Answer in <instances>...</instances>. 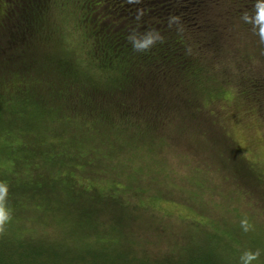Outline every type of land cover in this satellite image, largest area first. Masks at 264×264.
<instances>
[{
    "label": "trees",
    "instance_id": "trees-1",
    "mask_svg": "<svg viewBox=\"0 0 264 264\" xmlns=\"http://www.w3.org/2000/svg\"><path fill=\"white\" fill-rule=\"evenodd\" d=\"M258 2L0 0V155L8 163L5 171L0 168V182L7 183L4 203L10 211L0 225V239H10H2L8 250L22 253L34 244L29 236H36L35 242L48 249L46 258L53 259L47 264L77 260L69 254L76 244L60 228L63 206L77 201L76 186H64L59 176L48 186L54 191H45L37 182L39 171L48 177L68 169L66 159L84 163L74 171L108 184L106 191L93 185L97 188L89 204L112 213L98 193L109 195L122 182L115 170L132 164L123 183L138 187L135 205L140 206L146 199L142 194H149L142 189L148 180L144 172L131 170L133 157L144 155L162 164L160 150L182 135L211 145L228 166V159L236 158L240 166L233 162L225 173L219 167L220 176L241 200L251 198L243 189L257 187L260 197L248 203L264 209V185L255 181L227 135L233 118L248 129L264 120V40L253 23ZM148 33L156 36L153 43L134 48L129 37ZM246 172L250 177L244 181ZM201 181L207 187V179ZM38 201L40 209L35 208ZM31 202L33 209L23 206ZM108 204L129 208L119 201ZM32 210L56 218L27 224ZM46 220L57 224L62 240ZM34 223L45 232L31 229ZM209 242L212 248L200 264L238 263L235 244ZM0 264L14 263L0 259ZM27 264H37L36 259Z\"/></svg>",
    "mask_w": 264,
    "mask_h": 264
},
{
    "label": "rangeland",
    "instance_id": "rangeland-1",
    "mask_svg": "<svg viewBox=\"0 0 264 264\" xmlns=\"http://www.w3.org/2000/svg\"><path fill=\"white\" fill-rule=\"evenodd\" d=\"M54 48L56 52L62 50L59 43H56ZM228 132L227 135L231 136L233 145L241 153L247 170L258 184L264 185V120L252 122L248 129L246 125L233 118ZM170 141L171 147L160 150L164 161L162 164H153L152 160L144 155L133 157L134 166L131 170L138 169L144 172V177L148 180L142 189L149 191V194H142L146 199L140 206L135 205L138 187L123 183L125 178L132 174L127 169L132 164L115 170V178L122 182L114 184L109 195L98 193L99 201L106 204L112 213H106L99 204L98 208L89 204V199H92L91 190L97 188L93 185L97 184L100 189L106 191L108 184L93 176L88 177L86 174L83 176L74 171L81 168L84 163L66 159L68 161H64L70 167L60 174L50 173L48 177L39 171L37 182L45 191H54L48 186L50 184L54 186L60 179L59 176L62 177L61 182L64 186L68 188L76 186L74 196L77 201L63 206L66 210L63 212L61 218L63 223L60 227L68 231V240L76 244L74 246L76 248L69 253L77 258V263L72 261V264H150L149 262L200 264L201 256H207L205 250L212 248L209 238L226 246L227 243L235 244L240 254L237 264L242 263L240 257L245 251L257 250L259 255L250 264H264V209L261 208L262 204L259 207L248 203L256 201L255 198H259L261 192L257 187L248 191L242 183L244 187H241L245 188L244 195L250 192L251 198L246 196L241 200V195L238 192H231L233 187L225 183L223 175L220 176L217 170L222 167V172L225 173L229 166L233 167V162L239 167L236 158L235 161L228 159V166L226 160L216 158V151L211 145L193 143L186 135ZM15 144L20 145V142ZM2 156L1 154L0 168L5 171L8 163L7 166L4 165ZM9 165L14 167L12 161ZM37 167H40V164ZM110 170L113 169L110 167ZM173 172L176 173L170 175ZM156 173L157 176L154 175ZM250 173L246 172V176L244 174V181L250 177ZM133 174L137 177L135 173ZM203 177L207 179V187L202 184ZM150 196L159 200L154 199L153 202L147 198ZM113 201H119L129 208L124 207L123 210L120 204L119 206L108 204ZM23 206L31 210L34 203ZM42 207L40 201L35 203V208ZM31 212L27 214V224L35 218H56L54 215L50 216V213L44 216L35 210ZM117 212L123 214L120 216ZM92 218H97V221H93ZM46 221L52 226L51 229H54V236L62 240L58 238L60 235L57 224ZM34 224L35 228L31 229H35L39 234L45 232L42 226ZM46 231L52 232L50 229ZM35 237L29 236L34 244L26 245L27 251H21L22 253L8 250L9 245L4 241L8 243L10 239L1 237L4 241L0 239V259L14 264H27L30 259L32 262L36 259L37 264L53 262V259L46 258L49 256L48 249H43L44 246L35 242ZM139 260L141 262H138Z\"/></svg>",
    "mask_w": 264,
    "mask_h": 264
},
{
    "label": "clouds",
    "instance_id": "clouds-1",
    "mask_svg": "<svg viewBox=\"0 0 264 264\" xmlns=\"http://www.w3.org/2000/svg\"><path fill=\"white\" fill-rule=\"evenodd\" d=\"M256 7H257V12L253 19V23L259 25V35L261 40H264V0H259ZM244 19L248 20L249 18L245 16ZM155 38L156 36L152 33L145 34L140 38H137L136 36L129 37V39L133 43V47L136 49L146 48L148 45L153 43V40ZM7 193H8L7 183L0 182V225L4 224L10 218V211L8 208L5 207V203H4ZM258 255H259V250H257L256 252L245 251L241 255L240 259L242 261V264H250L251 261L257 259Z\"/></svg>",
    "mask_w": 264,
    "mask_h": 264
}]
</instances>
